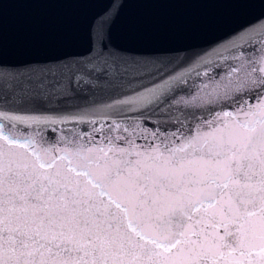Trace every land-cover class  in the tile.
I'll return each mask as SVG.
<instances>
[{"label":"snow or ice","instance_id":"obj_1","mask_svg":"<svg viewBox=\"0 0 264 264\" xmlns=\"http://www.w3.org/2000/svg\"><path fill=\"white\" fill-rule=\"evenodd\" d=\"M125 3L82 53L0 55V264H264V12L173 55L113 42Z\"/></svg>","mask_w":264,"mask_h":264},{"label":"water","instance_id":"obj_2","mask_svg":"<svg viewBox=\"0 0 264 264\" xmlns=\"http://www.w3.org/2000/svg\"><path fill=\"white\" fill-rule=\"evenodd\" d=\"M106 7L107 0H0V55L9 63L32 62L36 67L42 64L35 62L82 53L88 47L94 19ZM262 12L261 0H126L112 25V39L122 47L144 53L174 55L181 49L197 51ZM190 85L180 95H190L195 90L191 81ZM219 110L213 105L182 109L188 127ZM152 119L155 122L157 114ZM56 127L84 133L91 130L87 123L75 121ZM142 127L156 130L152 123ZM160 131L170 133L177 129L168 126ZM134 139L142 147L153 143L151 137L145 139L139 131Z\"/></svg>","mask_w":264,"mask_h":264}]
</instances>
